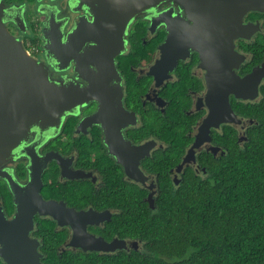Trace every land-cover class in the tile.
<instances>
[{
	"label": "flooded vegetation",
	"instance_id": "obj_1",
	"mask_svg": "<svg viewBox=\"0 0 264 264\" xmlns=\"http://www.w3.org/2000/svg\"><path fill=\"white\" fill-rule=\"evenodd\" d=\"M95 2L0 0L6 28L50 81L104 88L57 124L31 126L0 162V264H129L146 251L129 233V204L154 210L161 189L206 176L204 160L226 150V127L241 144L252 119L204 129L209 139L188 155L209 111L210 84L225 70L226 34L233 56L243 57L228 58L237 75L264 64L263 9L244 8L233 36V11L214 0H156L126 25L117 14L100 27ZM100 31L105 43L123 46L108 80L86 55ZM263 90L264 76L258 97ZM237 100L251 101L230 93L234 112ZM129 190L139 198L129 199Z\"/></svg>",
	"mask_w": 264,
	"mask_h": 264
},
{
	"label": "trees",
	"instance_id": "obj_2",
	"mask_svg": "<svg viewBox=\"0 0 264 264\" xmlns=\"http://www.w3.org/2000/svg\"><path fill=\"white\" fill-rule=\"evenodd\" d=\"M233 108L253 119L241 144L226 127V150L204 160L206 176L161 189L154 210L129 204V233L146 247L129 264H264V90ZM128 198H139L137 191Z\"/></svg>",
	"mask_w": 264,
	"mask_h": 264
},
{
	"label": "water",
	"instance_id": "obj_3",
	"mask_svg": "<svg viewBox=\"0 0 264 264\" xmlns=\"http://www.w3.org/2000/svg\"><path fill=\"white\" fill-rule=\"evenodd\" d=\"M156 0H96L92 12L95 14L97 27L114 24L111 17L116 19L117 14L122 18L120 24L126 25L129 19L140 9H143ZM219 8L226 9L230 13L233 27V36H238L240 24L239 17L245 12L244 8H257L264 10V0H214ZM4 8L0 3V162L10 155L13 147L26 138L29 128L34 124L43 125L57 124L64 110L70 109L79 103L95 98L100 87L92 82L85 89L76 84L60 85L48 79L47 70L34 60L22 44L8 31L3 21ZM229 15V14H227ZM120 18V20H121ZM103 31L97 36L98 44L93 51L86 53L88 57H94L102 75L106 80L116 73L114 66L115 55L123 48L117 41L105 43ZM225 50L223 60L225 70L216 75V82L210 84L208 92L209 111L203 125L196 136L194 143L189 149L188 155H192V147L198 146L206 138L203 130H209L211 126L217 127L220 123L242 124V118L233 111L229 95L235 98L254 101L258 97V85L264 76V64L255 66L244 76L237 75L230 65L228 58L234 57L239 61L243 59L233 56L229 49V36L226 34L224 42ZM238 61V63H239ZM235 63V66H238ZM98 77L96 78L97 81ZM106 88V87H105ZM97 92V93H92ZM95 96V97H94ZM88 116L86 120H91ZM252 123V119H248ZM244 135L239 140H245ZM217 150L216 148H211ZM190 153V154H189ZM188 160V159H186ZM185 161V157L183 159ZM7 258V257H6Z\"/></svg>",
	"mask_w": 264,
	"mask_h": 264
}]
</instances>
